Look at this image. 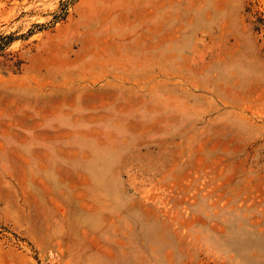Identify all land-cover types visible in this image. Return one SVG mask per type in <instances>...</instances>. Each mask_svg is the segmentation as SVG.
I'll return each mask as SVG.
<instances>
[{"label": "rangeland", "instance_id": "374dc122", "mask_svg": "<svg viewBox=\"0 0 264 264\" xmlns=\"http://www.w3.org/2000/svg\"><path fill=\"white\" fill-rule=\"evenodd\" d=\"M3 36L0 264H264V0H0Z\"/></svg>", "mask_w": 264, "mask_h": 264}, {"label": "trees", "instance_id": "16d2710c", "mask_svg": "<svg viewBox=\"0 0 264 264\" xmlns=\"http://www.w3.org/2000/svg\"><path fill=\"white\" fill-rule=\"evenodd\" d=\"M4 38H5V39H4ZM7 39H8V36L0 37V41H1L2 43L8 41Z\"/></svg>", "mask_w": 264, "mask_h": 264}]
</instances>
